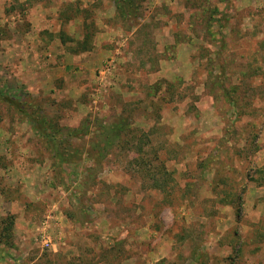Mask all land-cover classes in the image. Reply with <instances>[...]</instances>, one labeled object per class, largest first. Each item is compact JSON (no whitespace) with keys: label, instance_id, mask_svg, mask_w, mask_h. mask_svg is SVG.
Masks as SVG:
<instances>
[{"label":"rangeland","instance_id":"1","mask_svg":"<svg viewBox=\"0 0 264 264\" xmlns=\"http://www.w3.org/2000/svg\"><path fill=\"white\" fill-rule=\"evenodd\" d=\"M132 2L0 0V264H264V0Z\"/></svg>","mask_w":264,"mask_h":264},{"label":"trees","instance_id":"2","mask_svg":"<svg viewBox=\"0 0 264 264\" xmlns=\"http://www.w3.org/2000/svg\"><path fill=\"white\" fill-rule=\"evenodd\" d=\"M119 8V12L121 14H124L126 13V10L125 9H128V7H130L133 3L132 0H114ZM85 27H87V31L85 32L84 34V39L82 41L79 42V44H81V48H75L73 51L74 52H84V51H87V50H91L93 48V46L89 45V42L91 40V38L93 37V31H89L88 28H90L89 25L86 26V21H85ZM238 89V87H237ZM54 138V137H52ZM96 147V146H95ZM11 218V217H10ZM9 229V228H8Z\"/></svg>","mask_w":264,"mask_h":264},{"label":"built area","instance_id":"3","mask_svg":"<svg viewBox=\"0 0 264 264\" xmlns=\"http://www.w3.org/2000/svg\"><path fill=\"white\" fill-rule=\"evenodd\" d=\"M40 240H41V244H42L43 247H45V248L51 247L52 241H51V238L48 235H46L44 233H41L40 234Z\"/></svg>","mask_w":264,"mask_h":264},{"label":"crops","instance_id":"4","mask_svg":"<svg viewBox=\"0 0 264 264\" xmlns=\"http://www.w3.org/2000/svg\"><path fill=\"white\" fill-rule=\"evenodd\" d=\"M101 38H102V41H103V43L105 44V43H107V42H109L110 40H111V36H110V33L109 32H103V33H101ZM98 39H100L99 38V35H98V37H97ZM98 41H100V40H98ZM98 44H99V42H98ZM106 45V44H105ZM99 49V48H98ZM107 49V48H106ZM98 52H100V54L101 53H106L107 51H101V49H99V51ZM109 52H110V50H109ZM82 55V54H81Z\"/></svg>","mask_w":264,"mask_h":264}]
</instances>
